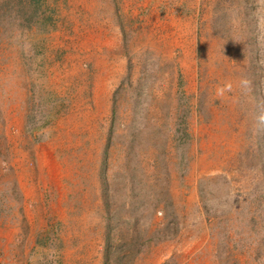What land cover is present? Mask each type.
Here are the masks:
<instances>
[{
	"label": "rangeland",
	"instance_id": "1",
	"mask_svg": "<svg viewBox=\"0 0 264 264\" xmlns=\"http://www.w3.org/2000/svg\"><path fill=\"white\" fill-rule=\"evenodd\" d=\"M91 1L0 0V264H264V0Z\"/></svg>",
	"mask_w": 264,
	"mask_h": 264
},
{
	"label": "crops",
	"instance_id": "2",
	"mask_svg": "<svg viewBox=\"0 0 264 264\" xmlns=\"http://www.w3.org/2000/svg\"><path fill=\"white\" fill-rule=\"evenodd\" d=\"M80 2L83 3V8L88 5V3H85V0H80ZM91 4L94 8L91 11L93 20L92 27L89 30H94L93 36L99 37V39H97L98 41L96 40V43L100 50L102 49L101 47H103L105 44H107V48H109L113 44V41H116L118 39V34L120 30H131L129 26L132 25L133 22L128 12V5H126L127 2L121 4L120 9L113 6L111 0H108L107 2L103 0H97V2L96 0H92ZM173 9L175 12V8ZM174 12L172 13V16H170V18L167 17L164 21V23H166V26H164L165 30H194L193 25V27L191 28L189 26H186L188 25L186 23L188 22V20H181L179 18L175 19ZM144 19L145 26L141 30L163 29L161 27H147L149 25L148 17ZM161 19H163V17L159 16V18L153 20L159 21ZM191 21H194L193 17L191 18Z\"/></svg>",
	"mask_w": 264,
	"mask_h": 264
},
{
	"label": "bare ground",
	"instance_id": "3",
	"mask_svg": "<svg viewBox=\"0 0 264 264\" xmlns=\"http://www.w3.org/2000/svg\"><path fill=\"white\" fill-rule=\"evenodd\" d=\"M107 63H108V62H107ZM106 69H108V68H106ZM108 70H109V69H108ZM104 71H105V70H104ZM101 75H102V74H101ZM111 75H112V72H109L108 76H111ZM107 78H108V77H107ZM106 80H107L106 77H104V78H103V77H100V78H99V81H100V82H99V85H98L99 94H97V98H98V99L96 100V101H97V104H98V107H100L101 104H102V101H101V99H100V98H101V97H100V96H101L100 93L105 89V86H106V84H107ZM103 102H104V101H103Z\"/></svg>",
	"mask_w": 264,
	"mask_h": 264
}]
</instances>
